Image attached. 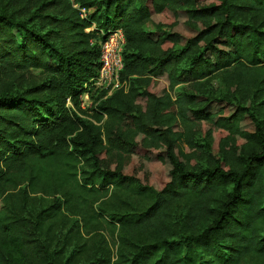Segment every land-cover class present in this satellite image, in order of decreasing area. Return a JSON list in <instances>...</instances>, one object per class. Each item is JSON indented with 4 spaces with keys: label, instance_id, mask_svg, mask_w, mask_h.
<instances>
[{
    "label": "trees",
    "instance_id": "obj_1",
    "mask_svg": "<svg viewBox=\"0 0 264 264\" xmlns=\"http://www.w3.org/2000/svg\"><path fill=\"white\" fill-rule=\"evenodd\" d=\"M0 264H264V0H0Z\"/></svg>",
    "mask_w": 264,
    "mask_h": 264
},
{
    "label": "built area",
    "instance_id": "obj_2",
    "mask_svg": "<svg viewBox=\"0 0 264 264\" xmlns=\"http://www.w3.org/2000/svg\"><path fill=\"white\" fill-rule=\"evenodd\" d=\"M84 12L85 10H83ZM125 44L126 38L121 29L112 30L105 35V40L100 42V71L90 84L89 91L84 94L86 98L89 99L92 94L99 95L100 93H104V97L107 98L115 91L127 87L126 83L120 80V73L124 68L123 51ZM83 96L82 107L85 108Z\"/></svg>",
    "mask_w": 264,
    "mask_h": 264
},
{
    "label": "rangeland",
    "instance_id": "obj_3",
    "mask_svg": "<svg viewBox=\"0 0 264 264\" xmlns=\"http://www.w3.org/2000/svg\"><path fill=\"white\" fill-rule=\"evenodd\" d=\"M94 29H95V27H93L89 31H92ZM211 84L215 88H223V84H222V81H221V76L220 75H215L213 78H211ZM191 91H192V89L188 85H184V86L180 85V86L176 87V89L174 91H172V95L176 99L180 94H188V93H191ZM96 97H97V94H92L90 96V98L88 99L84 95L83 96V105L85 106V108H89L90 106H92L93 100ZM202 135L205 137V134L203 132H202ZM212 153L217 155L216 150H214V152H212ZM113 250L117 251V247H113Z\"/></svg>",
    "mask_w": 264,
    "mask_h": 264
}]
</instances>
